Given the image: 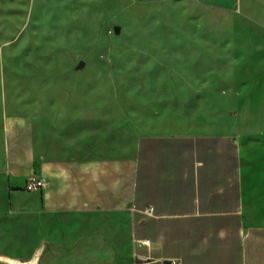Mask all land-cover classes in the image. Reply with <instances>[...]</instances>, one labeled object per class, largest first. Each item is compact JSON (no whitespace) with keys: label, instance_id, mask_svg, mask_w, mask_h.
<instances>
[{"label":"rangeland","instance_id":"obj_1","mask_svg":"<svg viewBox=\"0 0 264 264\" xmlns=\"http://www.w3.org/2000/svg\"><path fill=\"white\" fill-rule=\"evenodd\" d=\"M230 13L191 0H0V177L3 121L30 116L77 155L110 156L158 134L264 124V0ZM237 3V4H238ZM245 10V12H244ZM246 207L264 221V135L241 142ZM0 255L39 264H127L112 217H29L0 210ZM44 228L31 240L33 226ZM104 226L105 247L95 234ZM110 232V233H109ZM115 242V241H114Z\"/></svg>","mask_w":264,"mask_h":264},{"label":"crops","instance_id":"obj_2","mask_svg":"<svg viewBox=\"0 0 264 264\" xmlns=\"http://www.w3.org/2000/svg\"><path fill=\"white\" fill-rule=\"evenodd\" d=\"M191 1L242 12L237 0ZM51 123L4 119L0 210L35 224L43 217L80 220L81 232L88 217H112L115 242L107 248L119 254L117 239H125L127 264H264V221L249 218L241 154V142L264 135V124L243 131L235 119L228 133L145 135L115 155L89 156L71 151ZM29 177L44 188L27 192ZM35 224L29 240L44 231ZM95 237L105 247L103 225Z\"/></svg>","mask_w":264,"mask_h":264},{"label":"water","instance_id":"obj_3","mask_svg":"<svg viewBox=\"0 0 264 264\" xmlns=\"http://www.w3.org/2000/svg\"><path fill=\"white\" fill-rule=\"evenodd\" d=\"M46 248V243H41V245L34 251L31 258L25 261L7 256H0V264H39L44 252L46 251ZM164 264L170 263L165 262Z\"/></svg>","mask_w":264,"mask_h":264},{"label":"built area","instance_id":"obj_4","mask_svg":"<svg viewBox=\"0 0 264 264\" xmlns=\"http://www.w3.org/2000/svg\"><path fill=\"white\" fill-rule=\"evenodd\" d=\"M45 184L42 180L39 179H35L34 177H29L26 181V186H25V190L27 192H35V191H39L42 190L44 188ZM152 210L151 208H149L147 210L148 214H151ZM142 244L146 245L149 244V241H143Z\"/></svg>","mask_w":264,"mask_h":264}]
</instances>
